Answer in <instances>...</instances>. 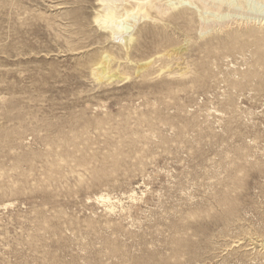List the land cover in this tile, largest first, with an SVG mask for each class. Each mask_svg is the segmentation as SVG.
Returning a JSON list of instances; mask_svg holds the SVG:
<instances>
[{"label":"rangeland","instance_id":"1","mask_svg":"<svg viewBox=\"0 0 264 264\" xmlns=\"http://www.w3.org/2000/svg\"><path fill=\"white\" fill-rule=\"evenodd\" d=\"M172 1L126 49L97 0H0V264H264V48L223 44L264 0Z\"/></svg>","mask_w":264,"mask_h":264},{"label":"bare ground","instance_id":"2","mask_svg":"<svg viewBox=\"0 0 264 264\" xmlns=\"http://www.w3.org/2000/svg\"><path fill=\"white\" fill-rule=\"evenodd\" d=\"M97 1H99L101 3V5L99 6L101 8H99V10L97 9L98 11H95L96 12L95 15H94L95 16V22L102 29H105V30L107 29L108 32H109V34H110V36L112 38L115 37V36H117V35L119 37L122 36L121 37V42H122V45L126 47V49L129 48L128 46L130 45L131 41H133L135 38L133 39L132 38L133 36L131 34H128L127 35V33H131V31L129 30L130 29V26H131V23L130 24L128 22L126 23L124 19L128 15H131L133 13V11H135V13H134L135 15L134 16H139V14H141V16H143V18L146 17V16H148V15H150V14H153L154 13L161 20L162 19H165V17L171 16L173 13L175 15L182 16V17H183V14L185 13V12H183V10H181V9L179 10V9H176V8L173 11L170 12L171 8L175 7L174 4H177V2L175 3L172 0H164L163 2L158 1V0L157 1H155V0H97ZM223 2H224V0H223ZM223 2H221V3H223ZM227 2L228 1H226V3ZM178 4H180V3H178ZM190 4H193V3H190ZM207 4H209V3L207 2ZM222 6H224V4ZM218 7H219V5H218ZM197 15H199V14H197ZM150 18H152V17H150ZM148 19H149V17H148ZM126 20H128V19H126ZM130 20H131V18H130ZM149 20H151V19H149ZM229 22H230L229 25H231L232 23H235L236 24L237 23V20L234 19V20H230ZM221 23H220L219 28L220 27H225V26L227 27V26H229L228 24H225L226 22L225 23H222V24ZM213 25H214V22H213ZM209 29H214V28L211 27ZM243 29L244 30H242V29H240V30L235 29L233 31H227V33H226L227 34V37H226V39H225V41L223 43L224 44V47H226V48L242 47L243 45H245V43H247V41L249 39L252 38L253 43L255 44L254 47H256V49H262V48H264V30H262V29L259 30L258 29V30H254L253 31V28H251V26H247V27H245ZM127 51H126L125 55L128 53ZM173 52L174 51H172V53ZM101 55H103V54H101ZM258 57H259L261 63L264 64V52H262V54H260ZM113 59H114V57L110 53H108L106 51H105V53H104L103 56L97 57L94 60V62H96V63L98 62V63H97V67L94 69V71L92 70L93 71V74H94L93 76H95L96 79H98L100 81L102 79H104L105 81H108V80L109 81H115V80L116 81H121L123 79L128 78L127 75L120 74L119 71L116 70V68L115 69H112L111 68L112 66L110 65V62H112ZM111 64H113V63H111ZM150 65H151V62L150 61L141 63V64L138 65V69L135 68L137 71L134 72V73H139V72H142L143 73V71H146V70L149 69ZM95 66H96V64H95ZM134 66H136V65H134ZM162 71L163 70L161 68L160 69V72H162ZM181 72H182V70H181ZM148 74H149V72L146 73V76ZM240 156H242V155H240ZM254 164H256V163H254ZM238 170L240 172H242V171L245 172L244 165L240 164L238 166ZM257 171H259V173L264 174V168L261 165L257 167ZM101 198L103 200H108V197L107 198H104L103 196H101Z\"/></svg>","mask_w":264,"mask_h":264}]
</instances>
